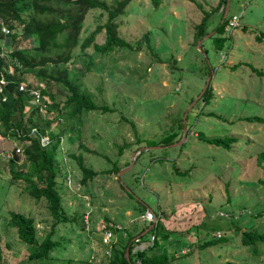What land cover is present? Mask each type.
<instances>
[{
  "label": "rangeland",
  "instance_id": "rangeland-1",
  "mask_svg": "<svg viewBox=\"0 0 264 264\" xmlns=\"http://www.w3.org/2000/svg\"><path fill=\"white\" fill-rule=\"evenodd\" d=\"M221 1L161 0L156 7L152 0H132L117 19L119 35L136 44L150 33L153 50L143 43L141 50L116 48L108 55L95 53L92 47L85 54L77 51L69 71L82 76L98 106L114 111L90 112L76 119L67 112L48 115L51 128L64 132L55 168L69 222L57 223L45 199L37 203L24 181L12 182L1 157L8 146L0 139L2 264H103L109 257L103 227L115 226L122 235L141 233L148 225L141 216L148 209L171 232L169 239L159 236L151 254H167L174 258L173 264H264L263 245L255 254L242 244L244 232L264 233L260 183L264 170L259 165L264 126L246 121L264 118V42L257 40L264 33V0H229V15H241L239 26L229 32L217 31L223 22L224 6L217 10ZM206 13L210 19L203 53L198 48L202 40L196 42L195 34ZM106 22V14L90 11L82 40ZM105 41V33L100 34L97 43ZM5 45L1 41L7 52ZM16 45L31 46L20 41ZM209 79L213 93L205 105L202 97ZM27 82L45 85L31 75ZM56 91L63 106L68 91L62 84ZM175 133H180V145H154ZM202 137H235L237 143L227 150L205 143ZM138 139L143 141L139 146ZM147 147L152 148L137 156L120 182L111 171L123 170L137 150ZM79 155L100 174L87 185L82 183ZM11 212L34 218L40 241L52 234L60 243L48 259L30 258L35 246L22 242L9 225ZM85 216L89 223L83 221ZM151 236H144L145 248L151 245ZM207 241L214 244L200 248ZM190 245L193 252L181 255V249Z\"/></svg>",
  "mask_w": 264,
  "mask_h": 264
},
{
  "label": "trees",
  "instance_id": "trees-1",
  "mask_svg": "<svg viewBox=\"0 0 264 264\" xmlns=\"http://www.w3.org/2000/svg\"><path fill=\"white\" fill-rule=\"evenodd\" d=\"M152 2L156 7L161 4V0H152ZM131 3L132 0H111L110 2L107 0H0V43L3 41L6 48L9 47L5 52L0 46V78L3 77L7 82L0 92V139L5 141L8 146L4 151L14 152L13 158L2 160L7 162L12 175V182L24 181L26 191L37 203L45 199L51 215L57 223L70 221L63 206L55 168V155L61 145V137L64 132H56L51 128L48 115L54 111H58L59 115L67 112L70 119H76L90 112L114 111L108 106H98L92 94L86 90L82 76L70 72L68 65L72 64L76 58L77 51L85 54L91 47L95 53L103 55L112 53L116 48L141 50L143 43H147L150 50H153L150 33H146L143 39L136 44L128 42L119 35L117 19L127 12ZM226 4L227 0H222L217 8L220 10L224 6L223 16ZM98 10L107 15V22L104 25H98L89 36L82 40L81 34L86 16L90 11ZM232 16L233 14L228 15L227 19L217 27V31L224 32L227 30ZM209 19L210 14L206 13L201 23L196 26V42L208 34ZM2 27L10 30L11 34L5 35L1 31ZM102 33H105L106 41L104 44H98L97 38ZM257 40L260 43L264 42V33L257 36ZM19 41L28 42L31 46L21 48L16 45ZM28 75L40 79L45 85L40 87L28 83ZM22 84L26 87L25 92L20 91ZM58 84L64 85L68 91L66 101L63 104L64 107L56 100V86ZM33 89L41 91L42 104L48 106L46 114L41 113L39 107L33 102L30 95ZM212 91L209 85L202 97L205 105L210 102ZM4 98L7 99L6 102L3 101ZM246 121L264 126L263 117H247ZM132 126L135 127L133 123ZM43 136L50 138V143L47 146H43L41 143ZM180 139V133H175L154 145L167 147L177 143ZM201 140L227 150H230L237 143L235 137L213 139L202 137ZM142 142L141 139H138V146ZM17 148H21L24 154H18ZM77 160L83 173L82 183L84 185L94 181L100 175L84 164L82 155H79ZM263 162L264 154H261L259 165L264 170ZM26 165H29L28 171L24 170ZM129 165L130 163L127 162L125 167ZM120 170H112L111 172L118 174ZM176 172L183 174L179 171ZM260 183L264 185V178L260 180ZM9 225L16 229L22 242L35 246L34 251L30 254V258L33 260L48 259L54 249L60 246L59 242L53 240L52 234L40 241L36 221L32 217L11 212ZM103 228L115 233L119 232L118 236L122 235L120 234L121 230L115 226ZM149 228L150 226L146 225L143 231ZM164 229L160 223L155 224L147 233L152 234L155 240L144 250H135L138 245L137 238L129 232V237L126 238L125 242L120 240L119 249H117V241L114 243L112 254L104 260V264H173L174 258L171 259L167 254H151L159 245L160 235L164 239H169L168 233L171 232ZM144 238V236L140 237L139 243L143 242ZM218 239H222V237ZM213 244L214 241H207L203 245L199 244V246L200 248H207ZM242 244L246 247H252L253 252L258 254L257 246H264V233L258 231L244 232ZM128 247H130L129 258L125 255ZM0 264L2 263L0 262Z\"/></svg>",
  "mask_w": 264,
  "mask_h": 264
},
{
  "label": "built area",
  "instance_id": "built-area-1",
  "mask_svg": "<svg viewBox=\"0 0 264 264\" xmlns=\"http://www.w3.org/2000/svg\"><path fill=\"white\" fill-rule=\"evenodd\" d=\"M240 18H241V15H236V14L233 15L231 17V19L229 20V24L227 26V31L233 30L234 28L238 27L239 26V23H240ZM1 31L5 35H10L11 34V31L8 30L5 27H2ZM6 83H7L6 80L3 77H1L0 78V92H2V87L5 86ZM20 91H22V92H25L26 91L25 85H23V84L21 85ZM30 95H31V97H32L33 102L35 103V105L37 107H39L40 112L43 113V114H46L47 109H48V106L46 104H42V94H41V91L39 89H33V90H31ZM3 101L6 102L7 99L4 98ZM34 132H36V130H34ZM45 140H47V143H45ZM41 143H42L43 146H47L50 143V138L48 136H43L41 138ZM16 151H17L18 154H21V155L24 154V151L21 148H17ZM1 157H2V159H5V158L11 159V158L14 157V152H12V151H5V152L2 153ZM141 220L151 226L152 224H156L158 222V216L153 211L147 210L141 216ZM84 221L86 223H89V218L87 216H85L84 217ZM116 240H117V235L115 234L114 231H112V230H106L104 232L103 243L108 248V250L106 252V255H108L109 257L112 254V247H113L114 243L116 242ZM154 240H155V237L152 235L151 236V240H150L151 241V244L153 243ZM139 241H140V238H137L136 239V242L138 243V248H136L135 250H144V249H146L144 247V245H148V243L147 244H144L142 242L139 243ZM140 245H142V247H140Z\"/></svg>",
  "mask_w": 264,
  "mask_h": 264
},
{
  "label": "water",
  "instance_id": "water-1",
  "mask_svg": "<svg viewBox=\"0 0 264 264\" xmlns=\"http://www.w3.org/2000/svg\"><path fill=\"white\" fill-rule=\"evenodd\" d=\"M229 12H230V3H229V0H228V2H227V6H226V9H225V13H224V16H223V22L225 21V19H227L228 15H229ZM202 43H203V40L200 41V42L198 43V48H199L200 51H202ZM202 52H203V51H202ZM203 53H204V52H203ZM209 84H210V79L208 80V83H207V86H206V88H205V90H204V93H205L206 90L208 89ZM204 93H203V94H204ZM185 132H186V131H185ZM180 144H181V143L173 144V145H171L170 147H175V146H178V145H180ZM151 148H152V147H147V148H142V149L137 150V151L133 154L132 163H131L128 167H126V168H124L123 170H121L120 172H118V174H117V179H118L120 182H122L121 177H122L125 173L129 172V171L133 168V165L135 164V161H136L137 156L140 155L143 151H149ZM153 148H156V147H153ZM160 148H162V147H160ZM154 226H155V224H152V225L150 226V228H149V231H150ZM129 251H130V247H128V248L126 249V253H125V255H126L127 258H129Z\"/></svg>",
  "mask_w": 264,
  "mask_h": 264
},
{
  "label": "crops",
  "instance_id": "crops-1",
  "mask_svg": "<svg viewBox=\"0 0 264 264\" xmlns=\"http://www.w3.org/2000/svg\"><path fill=\"white\" fill-rule=\"evenodd\" d=\"M148 210H150V211H152L151 209H148ZM147 211V210H146ZM147 224V223H146ZM141 233H135V235L134 236H136V238H140V237H142V236H145L148 232H149V229H147V230H145V231H143V230H141L140 231ZM181 233H183V232H181ZM182 235H184V233L182 234ZM120 237V238H119ZM127 237H129V233L128 232H124V234L123 235H121V236H118L117 237V243H116V245H117V249H119V243L121 242V241H123V242H125L127 239ZM121 240V241H120ZM147 242H148V240H144L142 243H144V244H147ZM193 246L194 245H190V246H188V247H184L183 249H181V255H183V256H186V255H188V253L190 252V253H192L193 252ZM185 251V252H184ZM175 257L177 258V254L175 255Z\"/></svg>",
  "mask_w": 264,
  "mask_h": 264
}]
</instances>
